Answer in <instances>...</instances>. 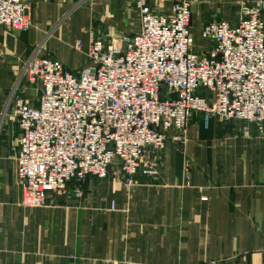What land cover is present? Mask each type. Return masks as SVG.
<instances>
[{
  "label": "crops",
  "instance_id": "1",
  "mask_svg": "<svg viewBox=\"0 0 264 264\" xmlns=\"http://www.w3.org/2000/svg\"><path fill=\"white\" fill-rule=\"evenodd\" d=\"M23 1L42 27L0 28V264H264V137L255 126L247 135L241 122L212 119L207 128L202 116H192L183 149L168 141L162 154L148 150L159 160V175L140 176L139 185L126 186L116 173L87 179L81 198L21 204L22 132L13 105L20 95L33 106L41 97L23 74L24 62L43 46L42 55L77 73L90 65V29L106 41L140 30L139 12L126 0ZM171 1L159 8L170 13ZM256 1L264 2L197 0L191 20L196 51L211 46L202 37L207 20L236 24L241 5ZM196 23L205 45L196 43Z\"/></svg>",
  "mask_w": 264,
  "mask_h": 264
},
{
  "label": "built area",
  "instance_id": "2",
  "mask_svg": "<svg viewBox=\"0 0 264 264\" xmlns=\"http://www.w3.org/2000/svg\"><path fill=\"white\" fill-rule=\"evenodd\" d=\"M140 15V30L106 41L89 30L88 67L70 71L39 46L24 62L23 74L41 97L33 106L17 96L13 109L22 132L18 152L21 204L43 207L56 196H83L89 178L111 171L133 187L141 177H157L168 141L187 144L188 123L200 115L208 128L241 122L264 137V2L242 4L239 22L207 20L196 51L191 34L197 0H126ZM23 0H0V28H41ZM75 49L82 50L77 41ZM3 54L0 43V55ZM173 131L171 135L170 132ZM190 165L186 164V186ZM206 200V198H204ZM114 209V204H112ZM208 264H215L210 262Z\"/></svg>",
  "mask_w": 264,
  "mask_h": 264
},
{
  "label": "rangeland",
  "instance_id": "3",
  "mask_svg": "<svg viewBox=\"0 0 264 264\" xmlns=\"http://www.w3.org/2000/svg\"><path fill=\"white\" fill-rule=\"evenodd\" d=\"M200 24L199 23H196L195 25H194V32H196L197 34H196V43L198 44V45H205L206 44V42H204V40L201 38V35H200ZM117 172H115V170H113V171H111L110 172V174H115V175H117L116 174ZM110 174L108 175V177L110 176ZM107 177V178H108ZM68 196H70V195H67V196H65V197H68Z\"/></svg>",
  "mask_w": 264,
  "mask_h": 264
}]
</instances>
